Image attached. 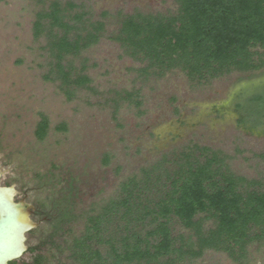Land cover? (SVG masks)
I'll return each instance as SVG.
<instances>
[{"label": "rangeland", "instance_id": "1", "mask_svg": "<svg viewBox=\"0 0 264 264\" xmlns=\"http://www.w3.org/2000/svg\"><path fill=\"white\" fill-rule=\"evenodd\" d=\"M50 1L0 0V185L15 184L18 199L28 194L43 212L39 227L27 235L35 252L20 262L32 264L41 254L43 264H75V240L86 234L89 218L123 198L122 186L141 179L143 168L165 160L160 165L172 170L179 154L194 145L220 152L232 173L264 184L259 157L264 153V69L208 84L190 81L179 69L145 75L140 72L144 64L109 37L118 33L121 16L176 14L177 1L72 0L86 19L107 25L100 42L74 64L78 70L86 67L91 90L82 88L68 99L60 82L46 79L52 61L44 38L34 37L36 14ZM136 90L141 106L127 95ZM257 96L263 98L260 104ZM42 115L49 130L39 140ZM69 203L76 218L57 230L56 218ZM116 226V221L102 225L103 240ZM174 230L187 235L180 225ZM98 240L90 243L105 255L109 246ZM182 264L238 263L207 251ZM247 264H264V240L249 246Z\"/></svg>", "mask_w": 264, "mask_h": 264}, {"label": "trees", "instance_id": "2", "mask_svg": "<svg viewBox=\"0 0 264 264\" xmlns=\"http://www.w3.org/2000/svg\"><path fill=\"white\" fill-rule=\"evenodd\" d=\"M176 1V14L121 16L118 33L109 37L144 64L141 73L160 77L179 69L190 81L208 84L232 73L264 69V0ZM79 8L72 0H51L34 22V37L44 38L52 61L46 79L60 82L68 99L82 88L91 90L86 67L78 70L74 64L100 42L107 25L86 19ZM127 95L141 106L138 90ZM262 100L254 98L257 104ZM48 130L49 120L42 115L37 138L44 140ZM259 157L264 160V153ZM160 164L143 168L141 179L122 186L123 198L89 218L86 234L75 240V264H182L207 251L247 264L249 246L264 240L262 181L232 173L220 152L199 145L182 151L172 170ZM63 214L67 223L76 218L70 203ZM115 221V232L103 240L102 225ZM174 225L187 235H175ZM95 238L109 246L105 255L90 243ZM44 259L38 254L32 264Z\"/></svg>", "mask_w": 264, "mask_h": 264}, {"label": "water", "instance_id": "3", "mask_svg": "<svg viewBox=\"0 0 264 264\" xmlns=\"http://www.w3.org/2000/svg\"><path fill=\"white\" fill-rule=\"evenodd\" d=\"M3 172H0V178ZM15 184L0 185V264H11L29 251L28 234L39 224L32 219L35 207L17 200Z\"/></svg>", "mask_w": 264, "mask_h": 264}, {"label": "flooded vegetation", "instance_id": "4", "mask_svg": "<svg viewBox=\"0 0 264 264\" xmlns=\"http://www.w3.org/2000/svg\"><path fill=\"white\" fill-rule=\"evenodd\" d=\"M19 196H20V192H19V195L17 196V200H25L26 202L30 203V202L28 201V194H23L21 199H18ZM30 204H32V203H30ZM32 205H33V204H32ZM33 206L35 207V210H34V212H33V214H32V219L40 225L42 219L40 220L39 217L43 214V212H42L40 209H38L35 205H33ZM64 215H65V214H63V211H61V214L58 215V217L56 218V219H58V220H57V224H58V225H57V227H56L57 230H60V229L62 228L64 222H65V220H64ZM43 218L45 219V217H43ZM37 219H39V221H38ZM27 244H28V241H27ZM29 251H30V247H29ZM29 251H28V252H29ZM18 261H19V260H18ZM15 262H16V261H15Z\"/></svg>", "mask_w": 264, "mask_h": 264}]
</instances>
